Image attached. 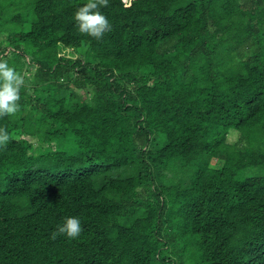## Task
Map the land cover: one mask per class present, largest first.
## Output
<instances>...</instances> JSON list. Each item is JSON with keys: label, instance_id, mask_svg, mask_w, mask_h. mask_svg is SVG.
<instances>
[{"label": "trees", "instance_id": "1", "mask_svg": "<svg viewBox=\"0 0 264 264\" xmlns=\"http://www.w3.org/2000/svg\"><path fill=\"white\" fill-rule=\"evenodd\" d=\"M85 3L0 0V264H264V0Z\"/></svg>", "mask_w": 264, "mask_h": 264}, {"label": "clouds", "instance_id": "2", "mask_svg": "<svg viewBox=\"0 0 264 264\" xmlns=\"http://www.w3.org/2000/svg\"><path fill=\"white\" fill-rule=\"evenodd\" d=\"M109 0H87V3L80 6L74 13L78 30L101 40L105 33L112 30L107 17L100 11L102 7L108 6ZM24 85V77L8 62L0 58V117L11 116L19 110L20 89ZM10 142V135L6 129L0 128V148H6ZM82 232L81 222L78 217L69 216L60 225L53 238L61 234L69 239L77 238Z\"/></svg>", "mask_w": 264, "mask_h": 264}, {"label": "rangeland", "instance_id": "3", "mask_svg": "<svg viewBox=\"0 0 264 264\" xmlns=\"http://www.w3.org/2000/svg\"><path fill=\"white\" fill-rule=\"evenodd\" d=\"M1 35H2V34H1ZM1 35H0V36H1ZM69 49H70V48H65L64 51H67V50H69ZM72 54L74 55L75 52H72ZM30 67H32V65H31ZM235 136H236L235 131H230V132L227 133V137H226V139L230 141V140H233V139L235 138Z\"/></svg>", "mask_w": 264, "mask_h": 264}]
</instances>
